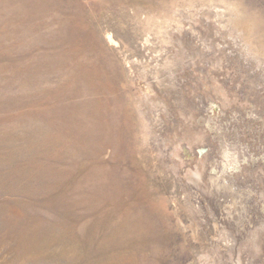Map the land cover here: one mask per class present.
<instances>
[{
    "label": "rangeland",
    "instance_id": "374dc122",
    "mask_svg": "<svg viewBox=\"0 0 264 264\" xmlns=\"http://www.w3.org/2000/svg\"><path fill=\"white\" fill-rule=\"evenodd\" d=\"M183 37L222 54L220 67L199 65L230 98L209 110L215 155L220 131L262 172L264 0H0V264H95L101 244L107 263L115 244L123 261L132 222L165 233V264L203 255L264 264V241L227 253L236 233L217 247L207 239L173 154L190 132L175 135L163 111L144 123L145 85L172 108L181 91L193 93L184 79L195 84L200 72L182 57ZM257 191L249 207L258 218L264 186Z\"/></svg>",
    "mask_w": 264,
    "mask_h": 264
},
{
    "label": "bare ground",
    "instance_id": "6f19581e",
    "mask_svg": "<svg viewBox=\"0 0 264 264\" xmlns=\"http://www.w3.org/2000/svg\"><path fill=\"white\" fill-rule=\"evenodd\" d=\"M210 23L208 24L206 22V26H209V30H211L212 28L214 29L215 26L213 27ZM191 34L193 35L188 34V36L190 35L198 37L200 33ZM111 37L112 36H109V39ZM187 39L188 40H184L183 37V42H186L188 45L185 51H182V53L184 52L182 57L184 56L187 61L186 63H188V65H190L192 68L195 64L197 70H199L200 72V74L197 75L193 74V81L195 82V84L191 80H189L188 77L184 79L191 84L190 86H192L191 90L193 89V93L192 91L188 93L181 91V93L177 97L176 103L174 104L175 106L172 108L165 102L158 100L160 95L158 92L155 93V90L152 91L148 85H145L143 90L145 91L146 96L143 100V108L140 111L142 112V115L147 122H143L150 124V126H155L154 124L156 120L161 116V113L163 111L165 113L172 114L171 119L172 121H174L175 125V127L173 126L174 128L172 129V131L175 132V135L180 134H176L179 131L178 127L183 130H187V132H190L189 136L191 137L189 139V142L185 145H182V147L177 144L173 149V154L175 156H178L181 161L182 166L180 170L182 174H186L187 178L184 179L186 181L188 189L191 192V195L193 196L192 199L195 205L194 208L202 211V216L200 214L202 218L201 225L206 232V236L209 242L211 241L214 244V247H217V245H219L220 243V237L228 231H233L238 237L236 240L237 242H233L234 240L232 241V239H227L228 237H225V245L228 248L224 246L223 247L224 251H226L227 253L231 251V247H234L239 242H241L242 244L245 240H249L255 247H259L260 245H262L260 243L264 241V215H260V217L257 218L255 216L256 213L254 214L249 205L252 204L251 198L255 195L254 193H257V190H259L260 187L264 186V175L262 174V172H264V169H262V172L250 171V167L248 166L247 162H245V158H248L246 157V154L243 155L245 156V158H242L240 147L229 143L224 138L226 137V134H224L223 132L220 133V131L217 132L221 135V144L219 149L217 150L218 154L215 155V149L211 146L209 137V132L211 129L210 122L212 118V116H209V110L214 109V104L217 102V100H220L222 102L227 101L229 104L230 98H228L227 96L225 85H223L222 82L216 85L213 84L210 80V78H212V74L209 72L210 70L208 71L207 67H200L199 65H202L201 63L206 65L207 63H211L210 61H212L213 67H220L223 63V58L221 56L222 54L220 56H217V58L212 56V49L208 47V42L205 44L203 41L200 42V40L195 42V40L190 37ZM110 40L113 41L112 38ZM259 86L260 85H258V87ZM182 116L184 117L183 119H181ZM200 118L204 120L205 124L201 123L202 121L200 120ZM185 124H187L188 126H185ZM216 128L217 127H215V129ZM168 131L169 130H167L166 132L169 133L170 131ZM163 143L166 147L168 142L165 141ZM193 162L195 163V166H192L191 163ZM185 167H189L191 171L189 172L188 169L182 170V168ZM256 173V178L259 182H256V184H254L253 180L251 182L250 177H254ZM226 203H229V205H226ZM233 210H235L237 214H235L236 212L233 213ZM139 224L137 222H132L128 233L123 239L124 242L126 241V244H124L126 248L124 249L125 257L123 261L120 259L121 256L118 253V249L120 247L115 244L114 249H116L117 251H113V248L112 250L110 249V251H112V259L110 260L112 261H109V263H107L108 261H105L106 254L103 251L102 244H99L100 250L98 251V255H96L97 257L95 256V264H120L121 262V264H165L166 261L169 260L168 257L170 254L167 245L164 244L165 233L158 231V229L152 222H148L144 226ZM139 226L141 227L139 228ZM229 229H231V231ZM199 239L200 238H198V240ZM225 248L227 250H225ZM109 258L106 259L109 260ZM236 260L237 264H243L244 262L242 261L241 257H238V259ZM209 263L210 257L208 255H203L199 262V264Z\"/></svg>",
    "mask_w": 264,
    "mask_h": 264
}]
</instances>
